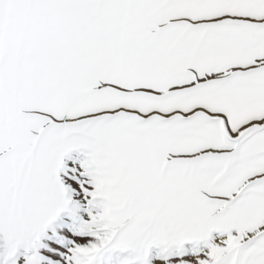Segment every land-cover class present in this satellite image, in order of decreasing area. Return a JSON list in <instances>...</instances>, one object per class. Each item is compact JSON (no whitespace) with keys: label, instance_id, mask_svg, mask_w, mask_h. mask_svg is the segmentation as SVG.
<instances>
[{"label":"snow or ice","instance_id":"6c2138e0","mask_svg":"<svg viewBox=\"0 0 264 264\" xmlns=\"http://www.w3.org/2000/svg\"><path fill=\"white\" fill-rule=\"evenodd\" d=\"M0 264H264V0H0Z\"/></svg>","mask_w":264,"mask_h":264}]
</instances>
